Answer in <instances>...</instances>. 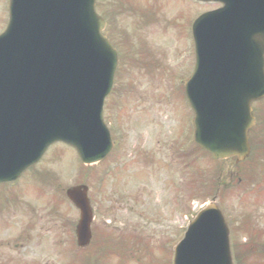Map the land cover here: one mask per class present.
<instances>
[{
    "label": "rangeland",
    "instance_id": "rangeland-1",
    "mask_svg": "<svg viewBox=\"0 0 264 264\" xmlns=\"http://www.w3.org/2000/svg\"><path fill=\"white\" fill-rule=\"evenodd\" d=\"M217 6L96 0L105 34L120 53L104 106L114 150L85 165L71 147L54 143L25 178L0 185V264H172L177 233L180 238L213 196L229 226L233 263L264 264V98L254 104L257 119L245 161L214 160L192 144L193 114L184 95L194 53L190 26L200 12ZM7 19L8 0H0V31ZM256 164L261 168L253 170ZM43 175L53 183H42ZM80 183L89 187L95 226L129 223L147 237L143 256V245L134 246L133 256L125 249L116 253L109 240L98 242L103 238L77 247L78 211L63 193Z\"/></svg>",
    "mask_w": 264,
    "mask_h": 264
},
{
    "label": "water",
    "instance_id": "water-1",
    "mask_svg": "<svg viewBox=\"0 0 264 264\" xmlns=\"http://www.w3.org/2000/svg\"><path fill=\"white\" fill-rule=\"evenodd\" d=\"M216 1L222 6L192 24L195 67L185 84L195 142L216 158L249 150L251 102L264 96V0ZM95 0H10L0 34V182L17 178L54 141L73 145L83 162L112 147L103 122L117 52L101 33ZM87 188L67 195L80 209L77 243L88 244ZM228 230L211 205L175 249L174 264H231Z\"/></svg>",
    "mask_w": 264,
    "mask_h": 264
},
{
    "label": "flooded vegetation",
    "instance_id": "flooded-vegetation-1",
    "mask_svg": "<svg viewBox=\"0 0 264 264\" xmlns=\"http://www.w3.org/2000/svg\"><path fill=\"white\" fill-rule=\"evenodd\" d=\"M129 226H131L130 224H128ZM107 227V226H106Z\"/></svg>",
    "mask_w": 264,
    "mask_h": 264
}]
</instances>
